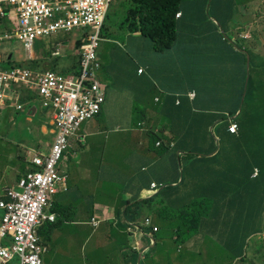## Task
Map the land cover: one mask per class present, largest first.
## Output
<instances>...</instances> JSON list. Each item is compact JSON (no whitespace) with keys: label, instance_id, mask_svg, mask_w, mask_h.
<instances>
[{"label":"crops","instance_id":"crops-1","mask_svg":"<svg viewBox=\"0 0 264 264\" xmlns=\"http://www.w3.org/2000/svg\"><path fill=\"white\" fill-rule=\"evenodd\" d=\"M201 1L202 0H194V4L192 6V0H190L185 4V8H187L189 11L191 8L201 6ZM242 1L243 0L238 3V9L240 12L237 13V17L240 20L246 19L244 16H242V14H244V8L252 6L249 5L246 7V3H243ZM216 3L218 6V0ZM195 16L197 22L200 24L205 23L203 28L208 29L210 27L207 26V23L209 22L206 23V21L203 19V11L201 7L196 9ZM255 17L260 21V17H257L256 15ZM180 20V25L182 27L181 29L183 30L194 31L195 29H201L202 25H194V19L193 17H190V11L186 16H181ZM239 25L240 24L238 23L236 27L232 26L231 28L232 34H235L236 37L240 36L241 34L238 35L233 32H235L236 29L240 31L243 29L242 27H239ZM243 27H245V25H243ZM57 36L59 40L63 39L61 38V35ZM126 36L129 39L131 49H126L127 51L124 52V54H121V56L115 55L114 57L117 59V66L110 65L107 68V71L111 70V75L114 78H117L122 82L123 92L121 93L119 90L115 92L116 94H114V91H112L110 87L105 86V101L101 109V111L106 109L105 105L107 100H119L118 103L120 104V107L117 108V110L123 108L124 106L122 114H117V121L112 125V131L118 133L116 136L120 137L114 138L115 148H126L129 142L133 140V137L139 139V146L142 145L141 139L147 138L145 137L148 130L146 127L147 119L151 117L150 114L152 109L153 111H156L152 105H156L157 108H159L157 111L160 113L164 110V105H169L167 100H175L176 98V104L180 103L177 102V99H179L178 97H180L181 100H191V98L189 97V99L187 96V93L190 91H195L196 99H193L202 100L199 102L202 104H205L207 100L211 99H237V97L234 98V93H238L239 86L242 89L244 82V66L242 65L243 57L239 56L237 51L238 49L229 48L226 46V42H224L223 38H221L219 35H214L212 33L204 36L202 35L205 38V42L218 44L220 46V48L212 46V51L219 50L218 53L221 57H225L227 59L229 58L227 61V66L223 64L218 66L217 73L221 74V70L224 68L227 69V73L225 77L221 78L222 80H216L218 85L216 86L213 93H208L204 86L200 88L198 86L192 85L188 81L193 76L191 73L193 74L196 72L197 78L199 77V69L201 65H205L206 67V62L202 59L204 55L200 52L201 45L199 44V40L197 41L195 38V35L189 32H184L179 35V39L174 45L173 49L166 53V55H170L168 58L172 61L171 68H165L164 56L159 58L158 53L152 50L146 39L134 34H126ZM75 40L76 38L71 40L69 37L64 39V45L62 47L63 55H51L53 60L57 61L56 66L52 69L45 66L48 65L47 62H49V59H44L45 55L39 57L34 52L32 59H26V56L23 54H20L19 52L15 53V50L11 51L7 47L0 49V52L2 53L7 52L8 50L5 59H3V57L0 55V63L3 64L5 61H18L22 62L23 66L31 68V66H29V64H27L25 61L36 60L39 66L36 70L61 71L63 65L69 63L68 58H62L66 55L64 51H68L69 48V52L73 53ZM50 41L51 39L48 40V43ZM2 45H0V48ZM224 53L226 55H224ZM226 60L224 62H226ZM238 60L241 61L240 65L238 64ZM177 64L181 65V72L175 68V65ZM140 67L143 68L141 73L137 71ZM256 71H260V73L264 72L263 68H259ZM161 73H163V76H161L160 82L152 80L154 77L157 78V76L160 78L159 74ZM155 74H157V76H155ZM169 74H172L171 78H169ZM263 77L264 76L257 75L256 81L260 80L259 82H263ZM125 92L127 93L124 94ZM157 92H160L161 95L158 96ZM259 92L260 90H258L256 94H259ZM26 96L27 94L24 92L22 98H25ZM22 98L21 101H25ZM122 100H124L125 105L123 104ZM155 102L161 103L159 104L161 105V108L158 106V104H155ZM137 103L140 104L147 114V116H145L142 120H140L134 113V107ZM215 109H205L210 115L209 119H211L213 116L217 117L213 115V113L216 112ZM193 110H198V108ZM107 112H109V110H107ZM18 113L20 112L15 111L14 108L0 107V134L3 135L2 138L4 140L1 141L3 146L1 145L0 147V169L4 170V172L0 173H2L3 177H8L7 181H0V184L5 185L1 186L3 191H1L2 194L0 195V200L3 197L4 192L8 188L15 186L16 182L21 178V176L27 173L31 168L29 160H26L27 157L23 160V164L20 163L23 153L27 152L28 156L31 149L46 152L48 151L53 140L54 131L51 125L50 114L47 111L44 113L43 109V111L36 113V115L40 114L38 118V127L33 128L29 124L33 120L32 117L36 115H28L26 122H28L29 125L27 127L25 126L27 128L26 130H29L30 132H36L39 137V141L40 139L42 141H40L39 144L33 145V147H29L22 140H20L19 144L12 143L9 136L12 133H16V130L20 128L16 122ZM107 116L110 117V114L108 113ZM231 120H233V118ZM121 121H123V123H121ZM220 121L221 120L217 119L214 124L208 127V129H203L204 131H198L197 128H195L194 130L196 132L190 136V138L194 141L197 140L196 136L199 137L198 141L201 144L200 148H203V150H205L204 152L209 153L208 158H199L198 156L187 154L188 151H192L190 148L192 144H194L193 142H188L183 146L177 145L182 139L181 138L180 140H177L178 137H185L190 133L189 125L177 127L174 129L171 135H169L168 131L165 130L164 133L170 136L171 139L168 140L169 145H165L166 149L162 152L151 151L148 147H140L137 149L133 155L127 158L129 171H115V174L120 176V180L126 184V192L121 200V195L119 194L117 201H115L113 198L112 202L107 204L108 200H106V198L110 193L102 192L100 197H94L89 202V204L82 206L79 202V204L75 206V204H68L66 201L69 199V196H65L64 194H68V190L59 191L53 197V204H56L57 208L60 207L64 209V216L62 217L63 220L61 223L55 227H53L51 224H47L45 225V230L43 229L46 239L45 244L47 246V253L48 249L50 248V251L54 253L55 257H58L60 264H216V259L209 258L207 256L210 249L208 248L209 243L206 241L207 238L202 236V234L207 231L204 229V227L211 226V232L225 233L230 232L229 226H224L222 224L219 226L204 224L201 227V230L197 234L193 235L182 247L179 246L173 248L171 246L170 240H168L166 241L167 244H160L155 253L151 252L152 255L150 254V259L153 258V260H149L146 257L145 260L142 261L143 255L148 253L149 249L155 250L154 247L157 246L155 243L156 241L152 235L147 237L144 235L142 236V233L140 232L135 233L133 231L134 225L132 223H136L139 225L138 227H141L143 219L149 216L152 218L154 225L161 228V225L157 221L160 219L164 222H169L167 218L171 215L164 216L163 214H159L157 212L152 213L148 209V205L156 209H161L163 202L165 203V200H168L173 205L172 201H174V199L178 198L179 200L184 198L181 196L187 195L189 192L195 190L199 183L198 174H200L201 171L204 173V185L206 188L209 184L216 183V180H219L222 177H226L227 175L228 178L233 177L231 173L237 172V168L244 167L243 164L245 163L242 161L245 158V151L242 146H236L234 144L224 145L222 146L223 151L221 150L224 152L222 156L219 155L217 157H210L211 155L215 154L220 146L219 143V146L217 145V149L214 150V138L215 141H217V139L219 141L221 138L222 141L226 143V141L229 142L233 139H238L240 137V133L242 136L244 134V131L239 129L236 136H228V132L221 129L219 134L217 130L215 137H213L211 132L215 130V126L219 124L218 122ZM89 125L92 126V129H90L88 135H96L100 131L98 127L93 126V123ZM148 126L149 128L154 129V131L159 132L157 130L158 128H155L156 124L153 126ZM219 128L220 126H218V129ZM83 130L86 131L85 128H83ZM3 131H6V133L3 134ZM131 136L132 138H129ZM77 137H80V139L84 138V136L81 134H78ZM23 138L24 137H21L19 139ZM10 144L17 146L18 149L16 153H13L14 151L10 147ZM124 144L125 146L122 147ZM21 149H24L25 151H21ZM4 158L7 161L6 164L2 163ZM218 161L223 162L225 168L230 169V171L228 170V173L227 171L224 172L223 168L218 166ZM251 161L253 162V160ZM251 161L249 160L248 162H245L248 165L255 163V161L253 163ZM3 167L6 168L4 169ZM184 171L187 174V186H184L183 183H181L182 179L184 178ZM254 172L252 175L253 177ZM153 182L157 184L156 187L152 186ZM167 185L177 186L178 189L176 191L167 189L160 193V190L163 188V186ZM60 194H62V196ZM117 194L118 193H116V195ZM56 196H58L57 199ZM63 196L65 197L63 198ZM153 196H157V205L152 204V202L149 203ZM144 199L147 200V205L140 203ZM94 201H98V203H95ZM130 207L132 210H135L138 207L142 209L147 207V211H141V209H139V212H137L138 214L134 216V214L130 211ZM92 219L98 222L97 226L92 225ZM166 232L170 233L171 229L166 227ZM75 240H78L79 243H74ZM135 247L139 249H135ZM181 252L185 253V257L182 260L177 257ZM213 254L215 255L217 252ZM218 254L220 253L218 252ZM45 264H55V261L52 263L51 260H48L45 262Z\"/></svg>","mask_w":264,"mask_h":264},{"label":"built area","instance_id":"built-area-1","mask_svg":"<svg viewBox=\"0 0 264 264\" xmlns=\"http://www.w3.org/2000/svg\"><path fill=\"white\" fill-rule=\"evenodd\" d=\"M112 0H0V15L17 14V28L0 31V45L17 40L23 46L27 59L33 56L37 39H52L60 32L81 30L82 43L78 54L79 69L73 73L54 70H36L26 66L0 67V107L31 114L43 111L50 114L53 140L48 151L31 149L29 163L33 170L25 173L16 185L5 191L7 200H0V264H43L42 255L47 247L38 230L45 222L55 220L49 212L53 197L65 191V175L58 166L63 152L70 146L82 122L96 116L105 101V85L96 74L100 59L99 31ZM176 13V17L180 16ZM94 27V32L88 31ZM63 41H58L52 56L63 55ZM139 73L143 71L140 67ZM34 95L22 102L24 92ZM193 99L195 91L188 92ZM179 103V101H177ZM229 131L238 132V124L232 121ZM159 144V142H158ZM255 169L254 176L258 174ZM156 187L155 182L152 183ZM93 226L98 222L91 220ZM133 231L149 237L158 227L151 217H145L141 227L132 223ZM149 229L148 233L145 231ZM133 232V233H134ZM135 249H139L135 247Z\"/></svg>","mask_w":264,"mask_h":264},{"label":"trees","instance_id":"trees-1","mask_svg":"<svg viewBox=\"0 0 264 264\" xmlns=\"http://www.w3.org/2000/svg\"><path fill=\"white\" fill-rule=\"evenodd\" d=\"M190 0H127V4H123L120 11L116 9L118 6H114V4L111 6L110 12H113V19L110 22V26H117L119 30L123 29L125 34H134L141 36L142 38L146 39L148 43L150 44L153 51L157 53H167L171 51L176 44V42L179 39V35L184 32H189L193 35H208L210 33L214 35H219L221 38H223L224 42H226V46L229 48H236L238 49L239 56L243 57L242 65L244 66V72H243V87L239 86L238 93H234V98L237 97L236 100H223L228 105H230V109L227 108H212L207 105V102L205 104L199 103L202 100H181L179 98V104H176V98L175 100H167L169 105H164V110L160 113H164L169 110V112L175 111L176 113L180 114V116H176L173 119L174 125L169 127L170 132L172 133L174 129L180 126H187L190 127V133L182 137L180 142L177 144L178 146H183L187 144L188 142H193L195 147L197 149H192V151H188L187 154L198 156L199 158H208L209 153L204 152L203 148H200L198 146V138L196 136V141L190 138L194 132H196L194 129L197 128L198 131H201L203 129H208L210 125H212L217 119L224 120V123H220V128L218 129V134L221 129L227 131L228 136L234 135L236 136L237 133H232L229 131V125L232 121H235L238 124V130L243 129V121L239 119L240 116H242L243 109L248 103H252V99L250 100L249 97L253 96L254 93H256L258 90L260 92L264 88V80L263 82L252 81V72L255 76H264V72L260 73V71H256L259 68H263L264 71V57H260L259 55L255 54L254 51L257 50L253 48L250 44V41L244 39V38H238L235 37L232 32L231 28L236 27L239 23L242 25H247L250 20L249 19H243L240 20L237 17V13H239L238 9V3L241 2V0H218V6L216 1L217 0H202L201 7L203 11V19L204 21L209 22L207 23V26H210L208 29L201 28V29H195L194 31H188L181 29L180 25V17L186 16L188 14V9L185 8V4L189 2ZM264 0H262V5H264ZM194 0H192V6ZM243 2V1H242ZM209 5V8H208ZM246 7L249 6L248 3L245 4ZM217 10H216V9ZM120 14H117V12ZM180 11V17H176V13ZM10 12V11H9ZM121 17H120V16ZM257 17L261 18V13L257 12L255 13ZM8 15L1 16L0 15V31H6V30H13L16 29L17 26L11 27L7 21ZM121 18V20L116 21L117 24H113V22L116 20L115 17ZM200 17V16H199ZM106 18V16H105ZM105 18L103 21V25L105 28L107 27V24L105 23ZM194 21L197 22L196 16L194 15ZM198 18V16H197ZM217 20V22L220 23L221 26L224 27L225 34H231L229 38H231V42L227 40V37H222L223 34L220 32L219 24L215 22L214 20ZM205 25V23H203ZM257 25V24H256ZM101 27V28H102ZM245 29V27H242ZM56 38L52 37L51 41L48 43V48L45 51V58L49 59V62H47L48 65H46L48 68H53L56 66L57 61L53 60L51 57V52L56 46V43L58 41H64V39L59 40L57 38L58 36H55ZM235 39V41L233 40ZM82 43V39L77 38L75 40V46L74 49L77 50V53L73 55V59H69V63L64 64L61 71L62 73H75L79 69V59L80 55L78 54L80 45ZM229 43V44H228ZM248 43L249 45H246ZM241 51V52H240ZM259 51V50H257ZM249 55V65H248V58L246 55ZM255 57V60H253V55ZM31 68L38 69V67L33 66L37 63L36 60H26L25 61ZM6 66H23L22 62H6ZM238 64H241V61L238 60ZM33 66V67H32ZM240 76V74H239ZM248 76V79H247ZM264 78V77H263ZM246 91V93H245ZM26 92V91H25ZM245 97L244 100L241 102L242 97ZM264 93V92H263ZM27 96L25 98H22L23 100H31L33 99V95L29 94L28 91L26 92ZM188 96V95H187ZM189 98V96H188ZM190 99V98H189ZM196 99V98H195ZM25 102V101H22ZM219 102V100H217ZM155 104H158L161 108V103L155 102ZM264 103H262L263 105ZM251 108L249 109V107ZM254 105L249 104L248 108L245 110V115L250 118V125L256 124L258 128L260 129L262 125H264V111L262 113H258V115L254 116L253 112L256 109V107L252 108ZM152 107L157 111L159 108H157L156 105H152ZM163 107V106H162ZM198 108V110H193ZM242 108V109H241ZM264 108V107H263ZM205 109H215L216 112L213 113L215 115L218 110L220 112L224 113L223 115L219 117H212L209 119L210 115L206 112ZM241 109V110H240ZM192 110V111H191ZM240 110V113H238ZM191 111V114H190ZM194 111V113H193ZM134 113L135 115L142 120L144 116V110L140 106L139 103H137L134 107ZM161 116V115H160ZM235 116V118H233ZM162 118V117H161ZM233 118V120H231ZM139 120V121H140ZM220 121V122H221ZM243 124V125H242ZM261 130V129H260ZM165 129L161 132H156L152 130L153 133L157 134V141H161V144L159 147L166 149L165 147L169 145L168 140L171 139L170 136L166 135L164 133ZM204 131V130H203ZM208 131V130H205ZM262 131V130H261ZM150 134V133H147ZM243 134V133H242ZM245 134V132H244ZM243 134V136H244ZM220 136V135H219ZM238 139H233L231 141H226L224 143L222 139L220 138L219 143L220 146L217 149V144L215 139H213L214 142V150L217 149L214 155L212 156H222L224 152H222V146L227 144H234L238 146H242L244 144L243 142V136L241 133L239 134ZM156 141V142H157ZM180 144V145H179ZM166 145V146H165ZM260 145H262V148L264 149V139H262V143L260 142ZM222 150V151H221ZM249 151V150H248ZM259 152V153H257ZM257 152H254L250 154L245 153L244 155V162L243 168H237V172L231 173L233 177H229L228 175L226 177H222L219 180H216V183L209 184L206 188L204 185V178L201 177V174H198L199 183L196 186L195 190L189 192L187 195H183L178 200V198L174 199L173 205L168 201L165 200V203L163 202L161 209H156L151 206H147L150 212L159 213L165 215H171L168 216V220L170 222V225L166 226L168 229H171L170 233H167L166 230L162 232V227H158L157 232L152 233V237L156 241V245L154 248L155 250H148L149 252L143 255V260L147 257L149 260H153V258L150 259L151 252L156 251L158 246L160 244H167L166 241L172 240L177 245L175 247L183 246L189 239L197 234L201 227L206 224H212L213 226L217 225H224L229 226L230 231L233 229V231L237 232L238 227H234L236 224H240V222L244 221V224L246 222H252L255 218L261 217L262 220H264V150L260 152V150H257ZM228 155V154H226ZM253 160L255 161L254 164H246V162ZM246 161V162H245ZM252 162V161H251ZM252 162V163H253ZM247 165V166H246ZM30 166V165H29ZM30 170H33L32 165L30 166ZM258 168L259 173L257 176H252L254 169ZM230 171V169H227ZM228 173V171H227ZM187 174L184 171V178L182 179L181 183H183L184 186H187ZM180 185V184H179ZM173 190L176 191L178 189L177 186L167 185L163 186V188L160 190V193H162L165 190ZM180 192V191H179ZM158 195V194H157ZM228 196V197H227ZM223 198V199H222ZM1 199L7 200V197L3 195ZM152 204L157 205V196H153L151 201ZM141 204L147 205V200L144 199ZM131 209V207H130ZM139 209L137 208L135 210H130L134 216L138 214ZM226 210V214L221 217L223 211ZM49 212L55 214V220L52 222H45L44 225L39 229L38 234L42 240V242L45 244V225L51 224L53 227L61 223L63 220V214L64 209L57 208L56 204L51 205V208L49 209ZM237 212V213H236ZM2 211H0V218L2 216ZM228 220L232 222V227L228 223ZM176 221V222H174ZM92 223V222H91ZM173 223V224H172ZM154 225V224H153ZM155 226V225H154ZM247 226V225H246ZM145 231L148 232L149 229L145 228ZM263 231L259 230V232L255 231L253 232V235L261 234ZM251 237V236H249ZM46 245V244H45ZM247 244H245L246 246ZM245 246L242 247V253L238 255L236 258H238V261L241 259L243 260L244 256L246 255V249ZM247 247V246H246ZM179 249V248H178ZM176 251V250H175ZM209 258H214L215 263L221 262L220 255L217 256V254L209 253L207 255ZM180 260L184 259L185 253L181 252L177 256ZM143 263V262H142ZM16 264V263H12Z\"/></svg>","mask_w":264,"mask_h":264},{"label":"rangeland","instance_id":"rangeland-1","mask_svg":"<svg viewBox=\"0 0 264 264\" xmlns=\"http://www.w3.org/2000/svg\"><path fill=\"white\" fill-rule=\"evenodd\" d=\"M264 2V1H263ZM243 3H248V8H244V11L242 16H244L246 19L248 18L250 22L245 26V29L243 28L242 31L236 29V34H241L238 36V38H244L248 41H250V44L253 48L259 50L254 51L255 54L259 55L261 58L264 57V5H262V0H243ZM114 4V6H117L116 9L120 11L123 4H127V0H112L109 8L106 13L105 23L107 24L108 28H105L104 26L99 31V46L97 47L96 51L98 53L100 62L102 64V67L96 70L97 77L99 81L105 85L111 88L113 93L121 91L123 92V84L120 80L117 78H114L111 75V70L107 71L108 66H117V59L114 57L115 55L121 56V54H124L128 49H131V46L129 44V39L127 38L124 30L117 28V26H110V22L113 19V12H110L111 6ZM196 8H191L190 11V17H194ZM117 12V11H116ZM260 12L261 18L260 21L255 17V13ZM117 14H120L117 12ZM120 16V15H119ZM7 21L11 27L16 26L18 24L17 22V14L16 12L11 9L9 15L7 16ZM121 17V16H120ZM116 19L113 24H117L120 21L121 18L115 17ZM194 19V18H193ZM257 22V23H256ZM194 25L201 26V28L204 27L203 24H200L199 22H196L193 20ZM219 23V22H218ZM220 24V23H219ZM257 24V25H256ZM239 27H243V25H239ZM220 32L223 34L222 37H227L230 42L231 38L229 36L231 34H225V30L223 26H219ZM88 31L90 33L94 32V27H89ZM232 31V30H231ZM81 30H73L70 33L68 32H60L57 35H61L63 39H67L68 37L72 39H77L81 36ZM235 35V34H234ZM236 37V35H235ZM195 38L197 41L199 40V44L201 45V54L204 55L202 58L206 62L205 65L200 66V75L197 78V73H191L193 75L188 81L195 86L202 87L204 86L205 89L211 93L214 92L216 86L218 85L216 80H222L221 78L226 76L227 69H222L221 74L217 73L218 66L220 64L228 65L229 58L221 57L219 55V50L212 51V46H215L216 48H220L218 44H212L205 42V38L201 35H196ZM48 40L45 38L37 39L34 41L33 45V55L34 52L39 56H43L45 54V49L48 48ZM203 40V42H202ZM235 41V39H233ZM229 44V43H228ZM246 45H249L246 43ZM3 47L9 48V50L16 52H19L20 54H23L24 56H27L23 46L21 43L17 40H11L6 41L3 43ZM127 49V50H126ZM225 49V48H224ZM8 52V50H7ZM7 52L2 53L0 52L1 57L3 59L6 58ZM241 52V51H240ZM259 52V53H258ZM66 54L65 57L62 58H69L72 59L74 54L77 53V50L74 49L73 53L68 51H64ZM159 58L161 56H164V66L171 68L172 61L168 58L170 55H166V53H158ZM224 55H226L224 53ZM253 55V54H252ZM246 57L248 60L250 59L249 55L247 54ZM130 58V57H129ZM32 59V58H31ZM131 59V58H130ZM220 59V60H218ZM227 59V60H226ZM160 60V59H159ZM226 60V62H224ZM253 60H255V57L253 55ZM120 64V63H119ZM2 67H8L6 66V62L3 64L0 63ZM33 66L39 67L38 64H34ZM46 66V65H45ZM175 68L179 72L182 71L181 65L177 64L175 65ZM118 74V73H116ZM157 76V74H155ZM160 78L157 76L154 77L152 80L160 82L161 76H163V73L159 74ZM172 74H169V78H171ZM204 77V79H203ZM248 79V76H247ZM256 80V76L252 72V81ZM225 86V85H224ZM171 87V86H169ZM232 87V86H230ZM168 88V87H165ZM158 90V89H156ZM264 92V88L262 90ZM259 92V94L254 93L253 96L249 97L248 100L252 99V103L246 104V106L243 109L242 116L239 117L241 121H243V131L245 132L242 147L246 154L248 152L250 154L257 152V150H264L262 148V145H260V142L262 143V139H264V125L261 126V130L258 128L256 124L250 125V118L245 115V110L248 108L249 104L254 105L252 108L256 107L253 114L254 116L258 115V113H262L264 111V93ZM125 92L124 94H126ZM246 93V91H245ZM242 97L241 102L244 100L245 97ZM157 95L160 96V92H157ZM34 96V95H33ZM28 101V100H25ZM119 100H107L106 101V109L100 111V113L88 121L82 122V124L79 126L78 130L76 131L75 135L71 137L70 139V146L67 150L63 152V155L59 161L58 166L62 168L63 173L65 175V188L68 194H64L65 196H69V199L66 200L68 204H75L77 206L79 202L80 205L84 206L89 204V202L94 197H100L102 192L110 193L109 196L106 198L108 200L107 204H110L114 198L115 201L118 200V195L120 194V200L124 197V194L126 192V184L120 180V176H117L115 174L116 170H121L122 172H128L129 171V165L127 162V158H129L131 155H133L137 149L140 147H148L149 150L154 152H162L164 151V148H161L156 145V139L157 134L153 133L152 128H149L148 125H155V128H158L157 130L159 132L163 131L164 129L168 131V134L171 135L169 127L174 125L173 119L177 115L180 116V114L176 113L175 111L169 112L166 111L164 113H158V111H151V114L147 119V125L148 128L147 134L145 135V139H141L142 145H138V140L136 137H133V140L129 142L128 146L126 148L118 149L114 146V138H120L117 137L118 133L112 131V125L114 122H116V116L118 113L122 114L123 108L118 109L120 107V104L118 103ZM123 104L125 105L124 100H122ZM207 105L212 108H227L228 110L231 108L230 105H228L223 100H208ZM251 106L249 107V109ZM242 109V108H241ZM240 109V110H241ZM109 110V112H107ZM239 110V113H240ZM45 113V110H44ZM110 114V117L107 116V114ZM224 113L220 112V110L217 111L215 116L219 117L223 115ZM161 115V116H160ZM40 114L32 117V122L29 123L33 128L38 127ZM144 116H147L145 110H144ZM28 115L27 113H18L16 117V122L20 126L18 130H16V133H12L9 138L12 141V143L19 144L20 140H22L26 145L29 147H33V145L39 144V137L36 132H30L29 130H26L27 126L29 125L28 122H26ZM162 117V118H161ZM218 120H221L220 118ZM225 121L222 120L221 122H218L215 126V130H213L212 136L215 137L216 132L218 130V126H220V123H224ZM93 123L95 127L99 128V132L96 135H88L90 132V129H92V126L89 125ZM123 123V121H121ZM135 123V121H134ZM133 125V123L131 122ZM214 124V123H213ZM25 128H23V127ZM85 126V127H84ZM88 126V127H87ZM83 128L86 129V131L83 130ZM210 130V128H209ZM6 131H3V134H5ZM78 134H81L84 136L83 139H80V137H77ZM3 135L0 134V147L3 146V143L1 141L3 140ZM21 137H24L23 139H19ZM129 138H132L129 137ZM182 137H178L177 140H180ZM215 139V138H214ZM217 144V141H216ZM201 144L198 143V146ZM125 144L122 146L124 147ZM10 147L13 149V153L17 152V146L14 144H10ZM190 149H197L194 144H192ZM249 150V151H248ZM21 151H25L24 149ZM244 153V154H245ZM259 153V152H257ZM27 157L26 160L30 159V154L27 156V152L23 153L22 160H20L21 164H23V160ZM3 164H6L7 161L4 158L2 160ZM220 163V164H219ZM218 166L223 168V171H228L225 168V165H223V162L218 161ZM4 169L6 167H3ZM0 172H4V170L0 169ZM10 174V173H9ZM201 177L204 178L203 171L200 172ZM7 175V174H6ZM5 175V176H6ZM7 181L8 177H3L2 173H0V181ZM1 186H5L0 184V195L2 194L1 191L3 189ZM7 188V187H5ZM5 190V189H4ZM62 191V190H61ZM5 193V192H4ZM116 193H118L116 195ZM62 196V194H60ZM59 195V196H60ZM63 196V198L65 197ZM58 196H56L57 199ZM228 197V196H227ZM223 199V198H222ZM95 203H98V201H94ZM1 211V210H0ZM142 211H147V207L145 209H142ZM226 214V210L223 211L221 217ZM161 227L162 232L166 230V226L170 225L169 222H164L162 220L157 221ZM176 222V221H174ZM208 223V222H207ZM206 223V224H207ZM228 223L232 225V222L228 220ZM173 224V223H172ZM247 225V226H246ZM234 227L237 228V232L233 231L231 229L230 232H211L212 228L211 226H205L204 229L207 230L202 234V236L206 237V241L209 243L208 248L209 253H215L217 252V256L220 255L221 262L217 264H264V220H262L261 217L255 218L252 222H246L244 224V221L240 222V224H236ZM261 234L253 235V232L259 230H262ZM251 236V237H249ZM80 241V239L78 238ZM78 240H75L74 243H79ZM171 246L175 248L177 245L175 242L170 240ZM245 244H247L245 246ZM245 246L246 249V255L244 256L243 260L241 259L238 261V258H236L238 255L242 253V247ZM186 249V246H185ZM218 252L220 254H218ZM43 264H45L46 261L51 260L52 263L55 261V264H60L58 257H55L54 253L50 251V248L48 249V253L45 252L42 255Z\"/></svg>","mask_w":264,"mask_h":264},{"label":"clouds","instance_id":"clouds-1","mask_svg":"<svg viewBox=\"0 0 264 264\" xmlns=\"http://www.w3.org/2000/svg\"><path fill=\"white\" fill-rule=\"evenodd\" d=\"M178 12H179V11H178ZM26 59H27V58H26ZM5 62H6V61H5ZM0 67H2V66L0 65ZM100 67H102L101 62H100ZM59 72L62 73V71H59ZM187 95H188V93H187ZM177 101H179V99H177ZM25 102H26V101H25ZM101 109H102V107H101ZM100 111H101V110H100ZM20 113H21V112H20ZM34 113H35L34 115H36L37 112H34ZM99 113H100V112H99ZM99 113H98V114H99ZM98 114H97V115H98ZM27 115H28V114H27ZM29 115L34 116V115H32V112H31V114H29ZM90 119H91V118H90ZM88 120H89V119H88ZM86 121H87V120H86ZM158 142H159V144H158ZM160 144H161V141H157V142H156V145H157V146H159ZM3 195H5V193H4ZM1 200H2V199H1ZM2 214H3V212H2ZM52 214H54V213H52ZM54 215H55V214H54ZM153 224H154V223H153ZM38 231H39V230H38ZM45 246H46V245H45ZM46 247H47V246H46Z\"/></svg>","mask_w":264,"mask_h":264},{"label":"water","instance_id":"water-1","mask_svg":"<svg viewBox=\"0 0 264 264\" xmlns=\"http://www.w3.org/2000/svg\"><path fill=\"white\" fill-rule=\"evenodd\" d=\"M214 20V19H213ZM215 22H217V20H214ZM218 23V22H217ZM219 24V23H218ZM220 25V24H219ZM248 65H249V60H248ZM35 108H32V115H34L35 113ZM233 118H235V116H233ZM217 145L219 146V141H218V139H217ZM139 262H140V260H139Z\"/></svg>","mask_w":264,"mask_h":264}]
</instances>
